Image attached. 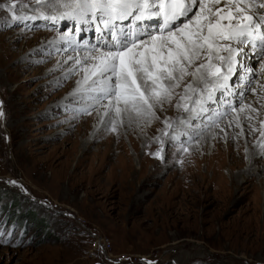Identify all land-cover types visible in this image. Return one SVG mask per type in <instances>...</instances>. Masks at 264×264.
Instances as JSON below:
<instances>
[{
	"label": "rangeland",
	"instance_id": "obj_1",
	"mask_svg": "<svg viewBox=\"0 0 264 264\" xmlns=\"http://www.w3.org/2000/svg\"><path fill=\"white\" fill-rule=\"evenodd\" d=\"M200 2L204 8L193 12L213 23L236 13V0ZM0 4V264H264L261 41L217 39L207 48L218 63L233 53L238 65L231 64L232 73L207 66L196 108L189 95L181 98L175 79H138L148 104L114 112L112 119L129 118L131 127L102 129L108 99L89 105L66 98L93 61L85 58L108 50L91 45L102 41L95 23L65 19L71 10L54 8L58 0ZM13 14L26 19L13 22ZM139 23L141 32L146 23ZM103 35L111 42L110 31ZM240 48L246 55H237ZM182 63L176 73L187 71L185 89L206 64ZM214 74L231 84L223 78L218 86ZM258 83L263 96L256 104ZM200 109L207 113L193 112ZM244 109L250 112L234 117ZM97 239L107 249H94Z\"/></svg>",
	"mask_w": 264,
	"mask_h": 264
},
{
	"label": "snow or ice",
	"instance_id": "obj_2",
	"mask_svg": "<svg viewBox=\"0 0 264 264\" xmlns=\"http://www.w3.org/2000/svg\"><path fill=\"white\" fill-rule=\"evenodd\" d=\"M39 2L40 0H37V3ZM64 6L72 9L71 12L64 14L65 19L78 23L85 15L91 14L93 20H100L104 26L103 29L98 27L97 31L101 32V40L104 41L102 46L108 50L99 53V56L85 59L96 62L92 72L96 79L92 83L98 85V88L93 89L96 91L93 99L112 98L109 99L108 107L111 109L113 104L116 105L117 115L122 111L128 112L129 105L139 112L141 105L148 104V99L137 83L138 79L145 85L149 81L156 85L165 78V74L166 78H173L172 72L178 65L183 70L182 62L191 64L194 56L199 57V49L202 45H207L211 49L217 39H231L249 45L253 40H259L264 47V35L259 33V29L264 28V16L258 17V22H253L251 16H242L240 20L248 23L244 24L238 20L237 25L233 26L231 21L234 17L229 12L226 17L218 15V19L213 23L202 12H193L196 6L201 10L204 8L200 0H190L187 4L183 0H159L158 4L153 2L151 5L146 0H75L74 3ZM4 7L6 5L0 4V8ZM15 7L16 5L13 4L8 11L12 12ZM260 7L264 8V4ZM146 10L150 12L147 16ZM240 11L237 6V12ZM133 16L136 20H155L160 35L147 31L126 32L123 28H118L115 23ZM23 19L26 17L15 14L12 16L13 22ZM223 19H227L229 24L223 25L221 23ZM104 29L111 32V42L104 40ZM72 30L75 32V27ZM254 31L257 33L255 37H253ZM146 36L150 37V43L144 39ZM229 51L234 50L229 48ZM235 51L238 56L246 55L243 48ZM226 88L227 85L222 86V90ZM120 105H123V108Z\"/></svg>",
	"mask_w": 264,
	"mask_h": 264
},
{
	"label": "bare ground",
	"instance_id": "obj_3",
	"mask_svg": "<svg viewBox=\"0 0 264 264\" xmlns=\"http://www.w3.org/2000/svg\"><path fill=\"white\" fill-rule=\"evenodd\" d=\"M72 1V0H71ZM66 2H69V0H58V3H59V5H56V4H53L54 5V8H56V9H60L61 7H64V3H66ZM146 2L148 3V4H152L153 2H154V0H146ZM185 2H186V4L187 3H190V0H185ZM155 3H159L157 0L155 1ZM260 3V2H259ZM258 3V4H259ZM262 3V2H261ZM260 3V4H261ZM242 4V5H241ZM257 4V3H256ZM69 5V4H68ZM243 5L245 6V9L247 10V12L243 15L242 13H243V11H242V9L244 8L243 7ZM237 6H239V8L241 9V11L240 12H237ZM235 8H236V13H235V15H234V19H232V21H231V24H232V22L233 21H238V20H240V17H242V16H251L252 18H253V21L255 20V19H257L258 18V15H257V12H261V13H263L261 10H260V5H254L253 4V0H236V6H235ZM255 10H253V9ZM71 10L72 11V9H71V7H69L68 8V10ZM231 11H232V9H231ZM147 12V11H146ZM145 12V13H146ZM221 12V11H220ZM233 12V11H232ZM150 14V13H149ZM227 14V13H226ZM233 14V13H232ZM90 16H91V14H89ZM133 18H135L134 16H133ZM93 22V23H95V25H96V29L98 28V27H100L101 29H103L104 28V26H101V21L100 20H98V19H96V20H93L92 19V17L91 18H87V15H85L84 17H83V19L80 21V22H82V23H85V22ZM131 20V17L130 18H128L127 20H125L123 23H122V28L124 29L125 27H126V25H127V23L129 22ZM139 21V20H138ZM243 21L244 20H240V22L241 23H243ZM140 22V21H139ZM117 23H119L118 21H117ZM144 23H146V29H143L142 31H147L148 33H152V34H155V35H160L159 34V32H157V28H156V24L157 23H154V22H149V21H144ZM248 22L246 21V23H244V24H247ZM97 24H99V25H97ZM229 24V21L228 20H226L225 22H224V24L223 25H228ZM136 26L138 25V23H136L135 24ZM153 25H155V28H156V33L152 30V26ZM133 31H135V30H133ZM103 32H109V30H107V29H104V31ZM253 37H254V35H253ZM146 41H148L149 43H150V38H147L146 39ZM54 42H55V44H65V45H69V46H73V43L72 42H69V43H67V42H65V41H62V40H54ZM103 41H100V40H97V42H95V43H93V44H91V45H96L97 47H103L102 45H103ZM221 43H227V45L229 46V42L228 41H221ZM213 44L215 45V41L213 42ZM74 46H76V45H74ZM90 47V46H89ZM205 47H206V49L202 52L200 49H199V57L198 58H196L195 56L193 57V61H192V63L191 64H189V65H192V64H194L195 63V61L196 60H198V59H204V62H205V64L206 65H203V66H200V65H198V68H197V71H196V75H195V77H194V79L196 80L195 81V83H193L192 81H189V84H188V86H187V88H182L183 87V85H182V83L185 81V80H187V79H189V75H188V73H187V71H185V73H183V72H181L180 71V73H176V71H177V69L175 70V71H173L172 72V77H173V79H175L178 83H176V85H175V87H177L176 89H177V91H179V92H182L183 91V93H182V95H181V98L182 97H186L187 95H189V98H188V100H190V103L192 102V103H195L194 102V100H193V97H195L196 95H197V83H198V80H202V79H204L205 77H207L208 75H209V70H208V68H207V66L209 65V64H211L212 65V70H213V68L215 69V67L216 68H220V69H222V73H226L227 71H228V73H232L233 72V68H231V64H236V65H238V63H236V59L233 57V53H226V54H224L225 56H223V60L222 61H220L219 63L217 62V58H218V56L217 57H215V58H213L214 56L213 55H210V53L208 52V50H207V48H208V46L207 45H205ZM70 48V47H69ZM101 52H104V51H101V50H98L97 51V53H95V55L94 56H99V53H101ZM220 56V55H219ZM233 59L232 60V62H231V59ZM214 62V64H212V63ZM94 63H96L94 60L86 67V71H85V73H84V75H83V77H82V79H81V81H80V83H78V85L76 86V88L70 93V94H68L67 95V99H73V100H76V99H78V98H82V99H84V98H86V100L88 101H90L89 102V105H97V104H99V101L100 100H96V99H93V97L94 96H96V91H93V89H96V88H98V85H93V83H92V81L94 80V79H96V77H94L93 75H92V72L94 71ZM210 69H211V67H209ZM230 69L232 70V71H230ZM214 71V70H213ZM222 73L220 74V75H222ZM225 75V74H224ZM223 75V76H224ZM166 76V75H165ZM87 77V78H86ZM223 78L224 77H217V75H213V83H215V84H218V86H220L219 85V82L221 81V80H223ZM225 79V78H224ZM226 81V84H229V82H227L228 81V79H226L225 80ZM232 82V81H231ZM231 82H230V84H231ZM215 84H214V86H215ZM229 84V85H230ZM213 86V87H214ZM217 86V87H218ZM216 88V87H215ZM225 89H223V91H224ZM264 90V89H263ZM254 96H252L251 98L253 99V102H255L256 104H258V101L259 100H262L261 98H259L261 95H262V93H263V91H262V87H261V85H259V83H258V86H256V90L254 91ZM264 94V93H263ZM208 95H205V97H207ZM263 96V95H262ZM110 99V98H109ZM109 99L107 100V102L105 103V105H104V107H103V109H102V112H101V114H100V116L101 117H103V120H102V123H101V126H100V128H102V129H104V128H108V129H115L116 128V126H123V127H126L127 125L129 126V127H131L132 126V124H131V122L132 121H130V119L128 118H116V119H112L111 117L113 116V114H114V112H115V107H116V105H114L113 104V106L111 107V109H109V107H108V105H109ZM79 100V99H78ZM236 100V99H235ZM199 102H203V100L202 101H199ZM199 102H198V104H199ZM191 105H193V104H191ZM190 105V106H191ZM196 103H195V108H196ZM259 105L260 106H262V105H264V101H261V103H259ZM87 105H83V107H86ZM186 106V105H185ZM194 106H192V107H194ZM185 109H187V108H185ZM188 109H189V104H188ZM192 109V108H191ZM195 110V109H194ZM193 110V112H195L196 113V115H198V116H201V115H203V114H206L207 112V109H200L199 111L197 110V111H194ZM234 110V109H233ZM190 111V110H189ZM250 111H249V109H244V112L242 111V110H240V111H235V114H234V117L236 118V117H239L240 115H242V113H249ZM181 114L182 113H180V112H178V113H175L174 115L172 114V119H177V118H179L180 116H181ZM120 116H122V114L120 115ZM263 119V118H262ZM171 122V121H170ZM233 125V124H232ZM172 126H174L173 127V129L175 130V128H176V122L174 123V125L172 124ZM263 128V127H262ZM95 129V128H94ZM258 129V128H257ZM173 132V131H172ZM171 132V133H172ZM174 133V132H173ZM262 133V140H264V129H263V132H261ZM240 155V158H242L241 157V154H239ZM239 162V161H238ZM234 177V176H233Z\"/></svg>",
	"mask_w": 264,
	"mask_h": 264
},
{
	"label": "built area",
	"instance_id": "obj_4",
	"mask_svg": "<svg viewBox=\"0 0 264 264\" xmlns=\"http://www.w3.org/2000/svg\"><path fill=\"white\" fill-rule=\"evenodd\" d=\"M101 241H102V243H101ZM96 245V246H95ZM100 249V248H102V250L103 249H107L106 248V246H105V244H104V242H103V240H101V239H97L96 240V242H94V249Z\"/></svg>",
	"mask_w": 264,
	"mask_h": 264
}]
</instances>
